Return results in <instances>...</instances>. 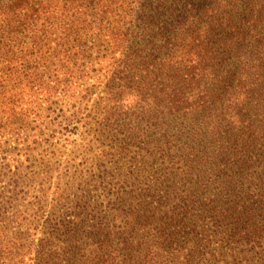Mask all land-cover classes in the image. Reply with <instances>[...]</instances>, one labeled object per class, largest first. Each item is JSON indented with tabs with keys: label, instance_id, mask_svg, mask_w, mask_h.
Segmentation results:
<instances>
[{
	"label": "trees",
	"instance_id": "obj_1",
	"mask_svg": "<svg viewBox=\"0 0 264 264\" xmlns=\"http://www.w3.org/2000/svg\"><path fill=\"white\" fill-rule=\"evenodd\" d=\"M100 78L116 82L111 114L132 101L119 95L133 99L138 139L161 133L191 158L176 168L198 176L184 203L205 190L201 211L264 238V0H0V264L133 263L134 223L80 236L15 207L28 196L30 141L53 115L83 124L81 100Z\"/></svg>",
	"mask_w": 264,
	"mask_h": 264
},
{
	"label": "rangeland",
	"instance_id": "obj_2",
	"mask_svg": "<svg viewBox=\"0 0 264 264\" xmlns=\"http://www.w3.org/2000/svg\"><path fill=\"white\" fill-rule=\"evenodd\" d=\"M88 83L77 116L84 123L53 115L52 128L30 141L21 174L28 196L16 202V209L67 226L68 234L76 227L80 236L97 222L120 231L134 223L139 229L134 238L144 240L143 245L134 241L132 264H264V238L234 234L201 211L207 191H196L197 204L184 203L194 195L183 196L182 190L197 183L198 176L195 171L191 181L176 170L193 164L169 145L179 143L161 133L155 135L159 143L153 137L138 139L133 99L119 95L132 101L111 114L107 94L116 82L100 78ZM129 86L133 93L134 84ZM170 147L174 151L169 153ZM60 229L55 236L62 240L66 234Z\"/></svg>",
	"mask_w": 264,
	"mask_h": 264
}]
</instances>
